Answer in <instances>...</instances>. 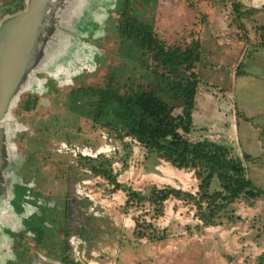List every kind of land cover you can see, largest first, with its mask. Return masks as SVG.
I'll use <instances>...</instances> for the list:
<instances>
[{"label":"rangeland","instance_id":"1","mask_svg":"<svg viewBox=\"0 0 264 264\" xmlns=\"http://www.w3.org/2000/svg\"><path fill=\"white\" fill-rule=\"evenodd\" d=\"M234 1L242 4V10L258 8L255 0ZM130 3L137 17L150 22L166 46L185 48L192 40L200 42L201 59L194 71L200 81L198 87L206 89L213 98L200 103V97L195 96L193 130L188 138L195 141L211 134L214 137L211 140L231 145L241 155L252 183L263 189L264 13L242 19L240 23L244 26L239 27L234 22L231 0H131ZM105 20L103 30L94 38H100L99 33H102L101 38L105 37ZM129 42L113 37L109 47L114 50L116 43L120 58H108L91 45L104 63L94 81L104 86L110 83L120 92L143 88L165 101L174 115L180 114L182 101L174 96L167 82L161 81V67L156 65L151 53L143 54ZM217 71L224 74V83L216 80ZM71 80L65 77L56 85L70 86ZM235 113L238 114L236 138L231 133L224 134L226 128H232ZM13 114L20 126L22 120L14 109ZM90 129V122L80 120L70 127L69 141L78 146L89 144L84 138ZM19 132L12 133V140L23 155L14 140ZM107 133L104 145L105 154L113 163L110 170L124 187L145 196L152 185H169L191 193L197 191L198 180L193 171L180 170L137 142L122 140L113 131ZM227 139H232L233 144ZM85 163L78 164L86 167ZM83 178L91 179L83 191L94 198H86L83 207L87 227L84 229L90 236L86 238V254L91 250L98 252L92 259V255H88V260H95L94 264H264V197L252 202L242 197L219 214L215 225L198 230L195 225L199 221L191 203L172 198L166 201L163 215L152 219L147 202L125 208L123 191H114L107 180L92 174L87 173ZM217 188L215 179L210 191ZM137 216L164 229L166 238L154 242L136 238L133 229ZM17 217L16 227L20 225Z\"/></svg>","mask_w":264,"mask_h":264},{"label":"flooded vegetation","instance_id":"2","mask_svg":"<svg viewBox=\"0 0 264 264\" xmlns=\"http://www.w3.org/2000/svg\"><path fill=\"white\" fill-rule=\"evenodd\" d=\"M130 1H115L111 14L104 22L105 37L101 38L102 33H99L100 38H94L92 33H87L79 39L94 46L108 58H120L117 44H113L114 50L109 47L113 37L130 41L143 54L150 53L139 47V40L128 37L121 30L125 22H129L131 30L135 26L146 25L155 33L150 22L139 19L133 12ZM25 2L0 0V21L22 11ZM71 8V0H66L64 6H57L54 16L47 18L45 24L49 31L42 35L45 45L56 43L61 30L68 23L71 24ZM103 67L104 63L94 58L80 68L71 69L66 80L72 79V85L64 87L57 86L45 72H36L40 85L35 92L24 90L19 96L14 111L22 123L14 140L23 153V162L20 181L12 185L10 203L20 218V225L15 230L4 228V232L12 239V249L11 255L1 264L95 263V260H88V255H92L91 259L96 257L97 250L86 254V238L90 236L84 229L87 227L83 210L85 199L94 198L83 191L91 182V179L83 177L88 173L104 178V170L115 176L110 170L113 163L105 154L104 139L107 132L113 131L122 140L137 142L127 134L126 123L116 114L120 97L125 99L143 91V88H132L120 92L110 83L105 86L97 83L94 79ZM160 69L166 72L164 68ZM161 71L162 81L164 73ZM106 91L113 93L114 98L109 108L104 109L103 94ZM80 120L90 122L91 129L87 138H84L89 144L78 146L69 140L70 127L77 125ZM81 162H87L86 167L78 164Z\"/></svg>","mask_w":264,"mask_h":264},{"label":"trees","instance_id":"3","mask_svg":"<svg viewBox=\"0 0 264 264\" xmlns=\"http://www.w3.org/2000/svg\"><path fill=\"white\" fill-rule=\"evenodd\" d=\"M241 6L239 1L231 0L234 22L239 27L244 26L240 23L242 19L247 20L252 15L264 13V7L242 10ZM128 24L125 22L121 27L122 32L139 40V47L149 51L154 61L166 70L162 80L170 85L174 96L182 101V106L181 113L174 115L172 108L159 96L139 91L125 99H118L120 107L116 116L126 123L127 134L147 151L154 152L157 158L180 170L193 171L198 184L195 193L169 185H152L145 196L130 187H124L110 171L104 170L103 176L113 185L112 189L125 193V208L142 206L147 202L152 210L151 218L158 219L164 213L166 201L172 198L181 200L193 205L194 216L199 221L195 227L201 230L202 227L215 225L219 214L236 200L244 197L252 202L264 197V188H258L252 183L243 159L234 152L231 145L207 137L195 141L188 138L193 130L192 112L200 82L194 71L201 59L200 42L192 40L185 48L166 46L146 25L135 26L131 30ZM113 98V93L104 92V109L109 108ZM235 117L238 119L237 113ZM215 179L218 188L210 191ZM134 222L133 234L138 239L154 242L167 236L164 229L160 230L151 221L137 216Z\"/></svg>","mask_w":264,"mask_h":264},{"label":"water","instance_id":"4","mask_svg":"<svg viewBox=\"0 0 264 264\" xmlns=\"http://www.w3.org/2000/svg\"><path fill=\"white\" fill-rule=\"evenodd\" d=\"M115 1L71 0V24L50 45L42 38L49 31L45 22L66 0H26L22 11L0 21V262L11 253V240L4 228L15 230L18 221L10 196L13 183L21 178L23 155L12 140V133L21 127L13 109L24 90L35 92L40 85L36 72H45L59 82L71 69L99 57L95 48L79 38L103 30Z\"/></svg>","mask_w":264,"mask_h":264},{"label":"crops","instance_id":"5","mask_svg":"<svg viewBox=\"0 0 264 264\" xmlns=\"http://www.w3.org/2000/svg\"><path fill=\"white\" fill-rule=\"evenodd\" d=\"M255 6H257V7H264V0H255ZM218 72V71H217ZM233 73V72H232ZM217 75H216V80L217 81H219L220 83H224L223 81V78L225 77L224 76V74L222 73V72H218V73H216ZM234 74V76L236 77V75H237V73H236V71H235V73H233ZM233 74H232V76H233ZM220 77V78H219ZM222 79V80H221ZM200 97V103H201V101L202 100H206V101H210L212 98H213V96H211V94L209 93V92H207L206 91V89H204L203 87L201 88V87H198V90H197V92H196V97ZM195 103H196V101H195ZM236 106V105H235ZM194 109H196V107L194 106ZM194 109H193V111H194ZM198 110H200V108L198 109ZM192 116H193V113H192ZM235 121H237V119H236V117L234 116L233 117V119H232V123H231V125H232V128L230 129V128H226V131H225V133L224 134H227V133H231V134H233L234 136H235V138H236V135L238 136V133H237V125H235ZM205 137H207V138H211V137H213V135H211V134H208L207 136H205ZM214 138V137H213ZM225 138V137H224ZM228 138V137H227ZM213 141H217V142H221V141H218V140H213ZM227 141H229V143L231 142V141H233L232 139H227ZM222 143H225V142H222ZM232 143V142H231ZM233 144V143H232ZM233 148V147H232ZM233 150H234V148H233ZM234 152H235V150H234ZM236 153V152H235ZM237 155H239L240 157H241V155L239 154V153H236ZM242 158V157H241Z\"/></svg>","mask_w":264,"mask_h":264}]
</instances>
